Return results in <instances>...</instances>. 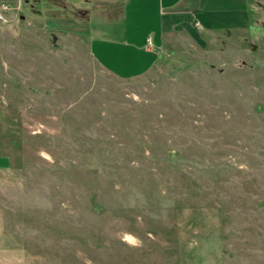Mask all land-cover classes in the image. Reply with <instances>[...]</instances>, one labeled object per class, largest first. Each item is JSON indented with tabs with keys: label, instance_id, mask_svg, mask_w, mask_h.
<instances>
[{
	"label": "rangeland",
	"instance_id": "374dc122",
	"mask_svg": "<svg viewBox=\"0 0 264 264\" xmlns=\"http://www.w3.org/2000/svg\"><path fill=\"white\" fill-rule=\"evenodd\" d=\"M16 1L0 0V264H264V0H224L244 24L186 18L134 79L90 55V3Z\"/></svg>",
	"mask_w": 264,
	"mask_h": 264
},
{
	"label": "crops",
	"instance_id": "0c3cea01",
	"mask_svg": "<svg viewBox=\"0 0 264 264\" xmlns=\"http://www.w3.org/2000/svg\"><path fill=\"white\" fill-rule=\"evenodd\" d=\"M235 1L229 0V7H233ZM252 1H248L250 6ZM80 2L90 3L87 8L88 14L84 16L88 25L90 55L105 71L121 79H134L147 73L157 60L158 51L162 48L167 32L173 31L174 27L186 25L188 17L190 20L193 17L204 28L220 25L223 22L222 18L225 21L233 20L235 16L239 20L232 21V24L245 23L240 14L232 12L226 16L223 13L224 0H80ZM19 5L24 7L21 0L16 1V6ZM112 19L123 26L119 38L101 34L104 31L101 26H108V21ZM149 32L153 37L148 35ZM3 160L7 161V165L0 164V170L10 166V159L1 152L0 143V161Z\"/></svg>",
	"mask_w": 264,
	"mask_h": 264
},
{
	"label": "built area",
	"instance_id": "2783aa9c",
	"mask_svg": "<svg viewBox=\"0 0 264 264\" xmlns=\"http://www.w3.org/2000/svg\"><path fill=\"white\" fill-rule=\"evenodd\" d=\"M2 6V10L4 11L5 9H7L6 8V6L5 5H1ZM9 9V8H8ZM0 21L1 22H5L6 20L2 17V15L0 14ZM194 23H195V26L197 27V28H200V23L198 22V21H194Z\"/></svg>",
	"mask_w": 264,
	"mask_h": 264
}]
</instances>
